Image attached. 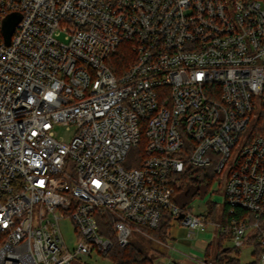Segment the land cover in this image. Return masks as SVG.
Segmentation results:
<instances>
[{"label":"built area","instance_id":"1","mask_svg":"<svg viewBox=\"0 0 264 264\" xmlns=\"http://www.w3.org/2000/svg\"><path fill=\"white\" fill-rule=\"evenodd\" d=\"M125 43L133 61L116 74ZM262 107L264 0H0V264L106 257L107 213L122 247L165 211L205 233L208 217L173 201L187 165H213L211 189L224 177L218 237L256 244L264 264Z\"/></svg>","mask_w":264,"mask_h":264},{"label":"trees","instance_id":"2","mask_svg":"<svg viewBox=\"0 0 264 264\" xmlns=\"http://www.w3.org/2000/svg\"><path fill=\"white\" fill-rule=\"evenodd\" d=\"M133 61L131 49L128 44H122L118 52L112 56L110 60L111 68L116 74H120L125 71ZM254 136L264 135V107H262L258 113V116L254 123ZM146 141L142 138V143L138 148V151L142 153ZM218 175L215 172L214 166L210 167H193L190 165L186 166V171L183 177V186L178 191L174 198V203L180 204L182 207L188 205V199H194L196 197H204L210 190L212 184L217 180ZM211 211L209 218L215 219L217 213L216 204L210 206ZM228 208L224 204V210L222 218L228 219ZM173 220H177L170 213L164 212L160 220L159 227L156 229H149L142 227L136 230L144 236L145 239L155 242L156 244L162 245L167 244L169 241V229ZM98 223L100 228V234L109 238L113 246L106 255V259L111 264H155V260L159 257H164L165 253L162 249H157L149 245V251L146 252L140 248L132 240L127 246H120L114 235L113 226L114 219L111 214L98 215ZM231 237V232L228 231L226 234L218 237V250L214 258H210V249L205 251V262L212 264H242L237 257L230 255L231 248H225L224 242ZM5 233H0V245L4 243ZM235 248V247H234ZM236 249V248H235ZM254 257L255 260L249 264H256L260 258V250L256 244H254Z\"/></svg>","mask_w":264,"mask_h":264},{"label":"rangeland","instance_id":"3","mask_svg":"<svg viewBox=\"0 0 264 264\" xmlns=\"http://www.w3.org/2000/svg\"><path fill=\"white\" fill-rule=\"evenodd\" d=\"M73 129L67 130L63 126H57L55 128V136L62 138L65 141H69L72 137ZM221 180L219 177L217 181ZM212 193V194H211ZM224 195H225V181L224 177L220 182V186L214 185L212 189L204 197H196L194 199H188V206L191 208L193 214L206 215L209 223L207 224L206 232L200 234L197 231H192L186 226H183L180 220H173L169 229V241L166 246H160L155 242L149 241L144 238L142 234L133 229L131 240L137 244L140 248L146 252L149 251V245L153 248L162 249L166 256L169 255L168 249H175L185 256L196 258H202L200 261L189 259L187 264H212L205 262V251L210 249V258H214L218 250V229L214 226V223L221 221L224 210ZM212 204H216L217 213L215 219L209 218ZM61 230L64 235L67 246L70 250L75 247V241L77 239L76 228L70 219H63L60 222ZM204 236V237H203ZM225 248H231L230 255L237 257L242 264H249L255 260L254 247L252 244H246L241 249H235L232 241V237L228 238L224 242ZM168 253V254H167ZM171 256H180L173 251ZM183 257V256H182ZM184 258V257H183ZM73 264H111L105 257L95 253L92 257H81L79 260L74 261Z\"/></svg>","mask_w":264,"mask_h":264},{"label":"crops","instance_id":"4","mask_svg":"<svg viewBox=\"0 0 264 264\" xmlns=\"http://www.w3.org/2000/svg\"><path fill=\"white\" fill-rule=\"evenodd\" d=\"M164 246H166V244H164ZM162 250H163V248H162ZM164 250H163V252H164ZM171 251H173L174 253H176V254H178L180 256H177V257L171 256L170 255ZM168 252H170L168 256L165 255L164 257L157 258L155 260V264H187V261L189 259H194L195 261H200L199 263H201V261H203V260L199 259V257L193 258V256L192 257L185 256L182 253L176 251L175 249H168Z\"/></svg>","mask_w":264,"mask_h":264},{"label":"water","instance_id":"5","mask_svg":"<svg viewBox=\"0 0 264 264\" xmlns=\"http://www.w3.org/2000/svg\"><path fill=\"white\" fill-rule=\"evenodd\" d=\"M20 17L17 15L10 16L3 24V36L7 45L11 42V37L15 31L16 26L20 22ZM182 218V217H181Z\"/></svg>","mask_w":264,"mask_h":264}]
</instances>
